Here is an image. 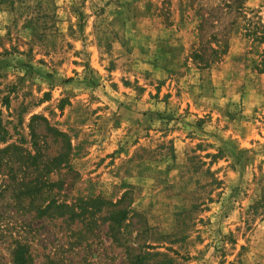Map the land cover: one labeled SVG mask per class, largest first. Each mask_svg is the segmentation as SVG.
I'll return each instance as SVG.
<instances>
[{
	"label": "rangeland",
	"instance_id": "1",
	"mask_svg": "<svg viewBox=\"0 0 264 264\" xmlns=\"http://www.w3.org/2000/svg\"><path fill=\"white\" fill-rule=\"evenodd\" d=\"M217 3L0 0V150L66 154L48 179L67 205L125 192L131 210L116 242L104 209L86 230L0 192V264L15 239L28 264H264V0L206 28L226 48L199 68L198 8Z\"/></svg>",
	"mask_w": 264,
	"mask_h": 264
},
{
	"label": "trees",
	"instance_id": "2",
	"mask_svg": "<svg viewBox=\"0 0 264 264\" xmlns=\"http://www.w3.org/2000/svg\"><path fill=\"white\" fill-rule=\"evenodd\" d=\"M244 4L245 0H218L214 7L199 6L198 11L201 14L197 25L199 32L198 42L191 48L187 56L192 63L199 68H205L225 52V36L217 37L214 35L210 38L206 37L204 32L206 28L210 27L218 29L222 26L223 28L225 14L232 16L229 19L228 27L236 24L239 18L244 21L246 12ZM245 21L249 22L248 20ZM244 31L246 36H248L250 31L247 28H244ZM259 42L261 43L262 41ZM35 119L33 117L30 122ZM48 130L53 134V137L65 139L64 134L58 131L52 132L51 128H48ZM30 137H34L33 133H31ZM65 146H68V143L65 142ZM14 152H17L15 161L11 159ZM0 154L9 155L6 163L15 164L12 167L9 166V177L6 185H2V188L0 186V192L11 193L10 201L15 211H21L23 202L28 200L27 205L31 209L33 205L35 206L33 211L37 217H44L50 220L61 218V223L65 226L76 222L87 230L94 224L95 215L104 209L105 214H107L106 220L110 223L108 224V231L110 229L112 238L114 241H118L114 232L116 230L118 233L121 229V224L131 215V210L128 209L129 205L124 206L126 201L125 192L114 202H108L96 196L83 197V199L77 198L74 203L67 205L63 199L70 192V186L62 181H50L48 179L50 174L60 169V163L65 161L66 154L60 152L56 157L47 158L40 150L36 149L31 153L14 145L0 150ZM61 192L64 194L63 196L60 195ZM57 197H61V200ZM8 256V264H28L30 262L28 246L25 242H21L18 239L11 242ZM47 264L55 263L49 260Z\"/></svg>",
	"mask_w": 264,
	"mask_h": 264
}]
</instances>
